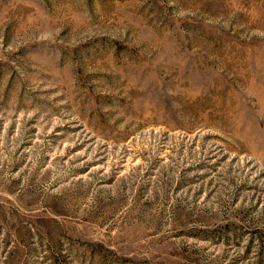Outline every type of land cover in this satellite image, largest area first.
Masks as SVG:
<instances>
[{"label":"rangeland","instance_id":"obj_1","mask_svg":"<svg viewBox=\"0 0 264 264\" xmlns=\"http://www.w3.org/2000/svg\"><path fill=\"white\" fill-rule=\"evenodd\" d=\"M0 264H264V0H0Z\"/></svg>","mask_w":264,"mask_h":264}]
</instances>
